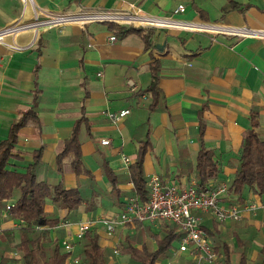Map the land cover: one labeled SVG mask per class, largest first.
I'll return each instance as SVG.
<instances>
[{
  "label": "crops",
  "instance_id": "crops-1",
  "mask_svg": "<svg viewBox=\"0 0 264 264\" xmlns=\"http://www.w3.org/2000/svg\"><path fill=\"white\" fill-rule=\"evenodd\" d=\"M180 4L186 10L176 14ZM136 11L170 18L191 29L149 27L122 36L119 27L135 26L113 23L112 27L111 22L87 20L36 25L0 42V143L37 95L38 121L30 119L20 130L18 151L25 161H34V153L41 150L40 178L56 182L62 177L66 188H84L90 202L75 212L46 204L47 214L56 213L62 219L51 229V236H60L61 242L74 241L80 222L117 215L133 198L146 202L132 195L131 179L139 147L146 140L147 188L153 174L183 188L198 183L196 164L202 149L214 153L220 168L207 186L229 184L246 135L253 130L264 138V39L229 35L224 30H264V0H32L29 4L0 0V31L62 13ZM113 35L116 41L110 40ZM128 79L137 83L136 91L130 89ZM154 82L157 91L147 93ZM124 109H130L131 114L118 123L107 116ZM82 117L81 152L90 174L77 175L72 156L64 159L58 173V154ZM254 122L258 126L254 127ZM104 139L111 143L103 145ZM122 154L131 158L129 166ZM248 195L242 203L234 202L231 192L223 199L227 205L236 204L242 218L219 222L231 254H218L217 264H241L244 249V264H263L264 208L254 214L245 210V203L255 200L264 205V198ZM5 215L0 231L19 227ZM200 215L204 228L214 219L206 213ZM139 226L146 230L145 240L147 229L158 231L160 227L119 225L116 234L109 236L99 223L93 231L99 233L102 245L113 251L116 245L121 249L126 236L135 235ZM15 253L7 251L5 256L19 259ZM160 264L193 262L185 255L174 258L173 251L172 257Z\"/></svg>",
  "mask_w": 264,
  "mask_h": 264
},
{
  "label": "trees",
  "instance_id": "trees-1",
  "mask_svg": "<svg viewBox=\"0 0 264 264\" xmlns=\"http://www.w3.org/2000/svg\"><path fill=\"white\" fill-rule=\"evenodd\" d=\"M112 27L115 26L112 22ZM120 34L125 36L132 32L143 31V28L119 27ZM154 79L157 78V70ZM157 84L154 82L147 93H155ZM32 106L22 112L17 121L12 124L9 136L0 143V222L4 213L5 219L17 221L19 227L0 231V264H117L114 261V251L108 250L101 243L98 232L90 231L76 243L72 252L68 253L62 248L60 236L52 237L51 229L59 226L61 218L58 215H49L45 206L49 202L58 209L67 208L75 212L80 205L90 202L86 200L85 189L82 187L66 188L62 180L50 182L41 179L38 167L41 163V150L34 153V161H25L23 153L18 151V136L20 130L30 119L38 121L37 100L34 97ZM85 122L82 117L75 123L70 138L59 152L58 173L62 172L63 161L72 156L71 164L77 175L90 174L81 152V127ZM258 122H254V127ZM149 149L146 140L139 147L136 162L133 165L131 179L134 182L133 196L148 201L149 190L144 172V161ZM234 177L228 184V192L236 198L234 202L242 203L251 195L264 198V138L253 130L243 140ZM219 162L215 160L214 153L202 149L196 164V175L200 188H206L207 183L218 176ZM219 183L217 185H220ZM226 194V195H227ZM226 197V196H225ZM224 197V198H225ZM223 198V199H224ZM223 201V200H222ZM225 204V203H224ZM227 205V204H225ZM230 204L227 206H234ZM211 215L210 213H206ZM213 217V216H211ZM209 218V217H207ZM218 254L229 253L228 244L223 240L221 225L217 220L210 218L205 226ZM135 235H127L125 243L114 247L123 255L130 257V264H160L164 259L171 258L176 243L182 232L176 225L162 224L158 231L145 232L140 226ZM141 244V246H139ZM7 251L20 253V258H7ZM264 264V247L261 251ZM247 258V251L241 253V264ZM77 260V262H76Z\"/></svg>",
  "mask_w": 264,
  "mask_h": 264
},
{
  "label": "built area",
  "instance_id": "built-area-1",
  "mask_svg": "<svg viewBox=\"0 0 264 264\" xmlns=\"http://www.w3.org/2000/svg\"><path fill=\"white\" fill-rule=\"evenodd\" d=\"M23 2L29 4L32 0H23ZM131 7L134 8V5L132 4ZM185 10L186 6L180 4L175 13H183ZM36 20L33 23L18 24L0 31V42H4V38L7 36L19 34L36 25L60 26L74 22L83 23L87 20L112 22L142 28L182 26L191 29L188 24L179 23L170 18L149 17L140 13V11L128 14L120 12L103 14L62 13L48 16L42 20L36 17ZM224 30L229 35L264 39V30H254L248 27L225 28ZM110 40L116 41L117 37L113 35ZM127 84L131 90H137V83L133 79H128ZM142 97L145 98V95L143 94ZM130 114V109H124L118 112H109L107 116L112 122L118 123ZM110 143V139L102 140L103 145H109ZM122 157L125 164L129 166L132 161L131 158L126 154H122ZM148 188L149 198L147 202L141 203L138 199L133 198L124 205L123 210L117 215L80 222L78 230L74 234V241L64 239L61 242L62 248L68 253L72 252L74 245L82 240L87 233L93 231L94 226L99 223L105 226L109 236L116 234L119 225L149 223L153 228H158L162 224L169 223L176 225L182 232L181 241L174 250V258L185 255L193 264H217L219 255L213 248L200 213H210L220 223L230 220L237 221L242 218V210L237 205L227 206L222 201L228 192V184L222 183L200 188L198 183L194 181L191 186L181 188L174 183L165 182L159 175L153 174L148 177ZM260 208H264V205L255 200L245 203V210L254 214ZM66 225H70V223H66ZM114 252L119 254L120 250L115 249ZM14 255L21 256L20 253ZM69 262H72L71 258H69Z\"/></svg>",
  "mask_w": 264,
  "mask_h": 264
},
{
  "label": "rangeland",
  "instance_id": "rangeland-1",
  "mask_svg": "<svg viewBox=\"0 0 264 264\" xmlns=\"http://www.w3.org/2000/svg\"><path fill=\"white\" fill-rule=\"evenodd\" d=\"M123 241V240H122ZM177 244V243H176ZM114 251V250H113ZM115 253V252H114ZM115 255L117 256V257H115L114 256V261L116 260V263L117 264H129V261H130V259H129V257L128 256H124V255H122V254H116L115 253Z\"/></svg>",
  "mask_w": 264,
  "mask_h": 264
}]
</instances>
